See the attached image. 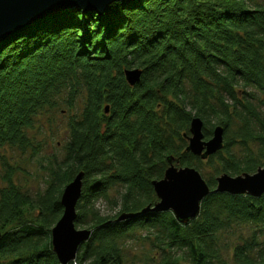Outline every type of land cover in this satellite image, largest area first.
I'll use <instances>...</instances> for the list:
<instances>
[{
    "label": "trees",
    "instance_id": "16d2710c",
    "mask_svg": "<svg viewBox=\"0 0 264 264\" xmlns=\"http://www.w3.org/2000/svg\"><path fill=\"white\" fill-rule=\"evenodd\" d=\"M134 69L143 76L131 87ZM81 96L50 187L32 196L12 172L2 178L0 264H61L52 230L80 172L76 227L93 234L71 264H124V240L140 234L152 264H264V195L211 194L189 225L172 212L139 214L158 202L152 183L171 157L201 175L210 166L211 190L223 174L264 168V0H129L103 15L71 7L0 43V149L24 146L36 119ZM194 118L207 141L225 129L224 149L206 161L187 152ZM101 201L117 213L103 215ZM122 214L138 215L119 223Z\"/></svg>",
    "mask_w": 264,
    "mask_h": 264
},
{
    "label": "water",
    "instance_id": "95a60500",
    "mask_svg": "<svg viewBox=\"0 0 264 264\" xmlns=\"http://www.w3.org/2000/svg\"><path fill=\"white\" fill-rule=\"evenodd\" d=\"M127 1L129 0H0V43L18 31L66 8L78 7L85 13L97 12L103 15L113 4ZM142 76L143 71L140 69L125 72L131 87L139 84ZM109 113L110 108L107 107L106 114ZM190 133L187 152L203 161L224 149L225 129L222 126L216 127L213 137L207 141L203 120L194 118ZM84 179L85 173L80 172L66 186L61 199L64 214L52 230L53 251L61 264L75 262L81 246L93 234L92 230L76 227L77 205L83 194ZM152 184L158 202L147 206L139 214L172 212L180 224L189 225L200 216L201 204L211 194L261 198L264 195V168L258 169L255 174L237 177L223 174L217 178V188L211 190L199 171L191 167L180 168L179 162L171 157L164 179L153 181ZM137 215L122 214L117 222L127 221ZM1 238L0 233V240Z\"/></svg>",
    "mask_w": 264,
    "mask_h": 264
},
{
    "label": "rangeland",
    "instance_id": "374dc122",
    "mask_svg": "<svg viewBox=\"0 0 264 264\" xmlns=\"http://www.w3.org/2000/svg\"><path fill=\"white\" fill-rule=\"evenodd\" d=\"M84 103L85 96H81L73 109L62 105L55 111L40 116L36 119L34 128L29 131L28 141L24 146L0 149V188L5 185L2 178L10 172L14 183L32 196L41 195L50 187L53 171L65 156V146L69 140L68 124L72 118L82 113ZM250 148L254 155H261L259 145L253 144ZM231 152L235 157L243 158L247 150L237 144L231 148ZM262 163L264 164V160ZM209 167L206 164L202 166V175L207 180L213 177H210L212 170ZM112 193L116 195L115 192ZM112 206L107 201L98 204L103 215L114 216L117 210ZM150 248L141 234L138 238L124 240V264H152Z\"/></svg>",
    "mask_w": 264,
    "mask_h": 264
},
{
    "label": "bare ground",
    "instance_id": "6f19581e",
    "mask_svg": "<svg viewBox=\"0 0 264 264\" xmlns=\"http://www.w3.org/2000/svg\"><path fill=\"white\" fill-rule=\"evenodd\" d=\"M107 10H108V9H107ZM107 10H106V11H107ZM106 11H105V12H106Z\"/></svg>",
    "mask_w": 264,
    "mask_h": 264
}]
</instances>
